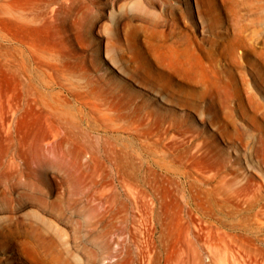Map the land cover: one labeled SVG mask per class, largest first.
I'll return each instance as SVG.
<instances>
[{"label": "rangeland", "instance_id": "1", "mask_svg": "<svg viewBox=\"0 0 264 264\" xmlns=\"http://www.w3.org/2000/svg\"><path fill=\"white\" fill-rule=\"evenodd\" d=\"M0 264H264V0H0Z\"/></svg>", "mask_w": 264, "mask_h": 264}]
</instances>
